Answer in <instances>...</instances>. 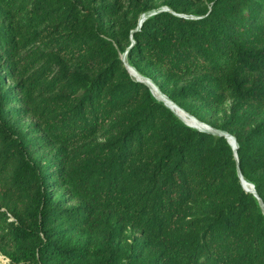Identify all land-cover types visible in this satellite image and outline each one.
Listing matches in <instances>:
<instances>
[{
    "label": "trees",
    "instance_id": "16d2710c",
    "mask_svg": "<svg viewBox=\"0 0 264 264\" xmlns=\"http://www.w3.org/2000/svg\"><path fill=\"white\" fill-rule=\"evenodd\" d=\"M260 199L264 0H0L2 264H264Z\"/></svg>",
    "mask_w": 264,
    "mask_h": 264
},
{
    "label": "water",
    "instance_id": "95a60500",
    "mask_svg": "<svg viewBox=\"0 0 264 264\" xmlns=\"http://www.w3.org/2000/svg\"><path fill=\"white\" fill-rule=\"evenodd\" d=\"M162 9H169L167 6H163L162 7ZM157 11V9H153V10H150V11H147V12H144V13H142L141 15H140V17H139V21H138V26H137V28L141 25V23H142V21L148 16V15H150V14H152V13H155ZM125 53H126V51H124L123 52V55H121V58H122V60L124 61V56H125ZM124 64H125V67L127 68V70L129 71V73L131 74V75H134V74H132V72L130 71V68L129 67H131V65L130 64H128V63H126L125 61H124ZM133 67V66H132ZM134 68V67H133ZM135 69V68H134ZM138 73V76H135L134 75V77L137 79V80H139V81H142V82H145L148 86H149V88H150V90L152 91V93L154 94V92H153V90H152V88H151V85H150V83L146 80V79H149L148 77H146V76H143L142 74H140L139 72H137ZM154 96L158 99V100H160V101H162L166 106H168L171 110H173V112L178 116V114H177V112L174 110V109H172V107H170V105H168L166 102H164L163 100H161V99H159L155 94H154ZM169 98V97H168ZM193 116V115H192ZM196 118V117H195ZM197 119V118H196ZM184 121V120H183ZM200 121V120H199ZM186 124H188V125H190V126H193V127H196V128H198V129H201V130H205V131H208V132H212V133H214V134H223L226 138H227V140L229 141V143L232 145V147H233V149H234V154L236 155V147H237V143H236V140H235V137L233 136V135H231L230 133H228V132H225V131H221V130H219V129H216V128H214V127H211L210 125H208V124H206L205 122H203V121H200V123H202L203 125H205L204 127H200V126H196V125H192V124H190V123H188L187 121H184ZM232 137V141L231 140H229V138L228 137ZM238 172H239V170H238ZM239 174V176H240V180H241V184H242V186H243V188L245 189V190H247V191H251V192H253L256 196H257V193H256V191H255V189H254V186H253V184L251 183V188H248V187H246L245 185H244V181H247V180H245L244 178H243V176L241 175V173L239 172L238 173ZM250 183V182H249ZM260 205H261V207H262V209H263V211H264V202L260 199Z\"/></svg>",
    "mask_w": 264,
    "mask_h": 264
},
{
    "label": "bare ground",
    "instance_id": "6f19581e",
    "mask_svg": "<svg viewBox=\"0 0 264 264\" xmlns=\"http://www.w3.org/2000/svg\"><path fill=\"white\" fill-rule=\"evenodd\" d=\"M130 68V71L132 72V74H134L135 76H138L135 72H136V70L133 68V67H129ZM149 83H150V85H151V88H152V90H153V92H154V94L159 98V99H161V100H163L164 102H166L168 105H170V107H172V109H174L176 112H177V114H178V116L182 119V120H184V121H187L188 123H190V124H192V125H196V126H200V127H204L205 125H203L202 123H200V121L198 120H196V118H193V117H191L190 115H188V114H186L183 110H181L179 107H177L176 105H174L173 104V102L168 98V97H166V96H164L161 92H160V90L158 89V87L155 85V84H153L149 79H146ZM185 118H183V117ZM229 138V140H233L232 139V137H228ZM251 184V183H250ZM249 183H247L246 181H244V185L246 186V187H248V188H251L252 186L250 185Z\"/></svg>",
    "mask_w": 264,
    "mask_h": 264
},
{
    "label": "rangeland",
    "instance_id": "374dc122",
    "mask_svg": "<svg viewBox=\"0 0 264 264\" xmlns=\"http://www.w3.org/2000/svg\"><path fill=\"white\" fill-rule=\"evenodd\" d=\"M121 55H123V52L121 53ZM124 61L126 62V63H128L127 62V60H126V58H125V56H124ZM128 64H130V63H128ZM131 65V64H130ZM133 65H131V67H132ZM136 70V69H135ZM137 71V70H136ZM138 72V71H137ZM133 77H134V75H132ZM0 263H2V256H1V254H0Z\"/></svg>",
    "mask_w": 264,
    "mask_h": 264
},
{
    "label": "built area",
    "instance_id": "2783aa9c",
    "mask_svg": "<svg viewBox=\"0 0 264 264\" xmlns=\"http://www.w3.org/2000/svg\"><path fill=\"white\" fill-rule=\"evenodd\" d=\"M1 256H2V263H3L6 260V258L2 254H1ZM2 263H0V264H2Z\"/></svg>",
    "mask_w": 264,
    "mask_h": 264
}]
</instances>
